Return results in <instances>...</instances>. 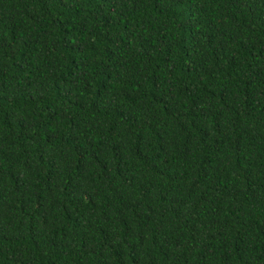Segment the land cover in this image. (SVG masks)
Instances as JSON below:
<instances>
[{"label": "trees", "instance_id": "trees-1", "mask_svg": "<svg viewBox=\"0 0 264 264\" xmlns=\"http://www.w3.org/2000/svg\"><path fill=\"white\" fill-rule=\"evenodd\" d=\"M0 264H264V0H0Z\"/></svg>", "mask_w": 264, "mask_h": 264}]
</instances>
